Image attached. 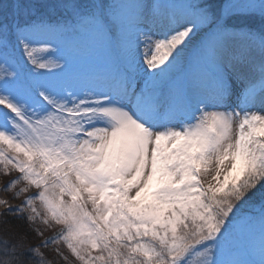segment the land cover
<instances>
[{"label": "snow or ice", "instance_id": "1", "mask_svg": "<svg viewBox=\"0 0 264 264\" xmlns=\"http://www.w3.org/2000/svg\"><path fill=\"white\" fill-rule=\"evenodd\" d=\"M0 173V264H264V0H0Z\"/></svg>", "mask_w": 264, "mask_h": 264}, {"label": "rangeland", "instance_id": "2", "mask_svg": "<svg viewBox=\"0 0 264 264\" xmlns=\"http://www.w3.org/2000/svg\"><path fill=\"white\" fill-rule=\"evenodd\" d=\"M4 1H6V3H8V4H11V3L14 2V0H4ZM24 1H27V0H24ZM177 2H178V0H177ZM14 175H16V174L13 173L12 176H14ZM12 176H5L2 173H0V192L4 193L6 195V200H8V203L9 204H13L14 205V204H18L19 203V200L12 199V193L11 192L4 191V185H5V183L8 180H10L12 178ZM2 209H3V206H0V210H2ZM56 230H57L56 227H53L51 229H48L47 231H45V236L52 235ZM39 239H43V237H41ZM38 242H39V240L36 239V238H34V236H33V243H38ZM65 252H66V250H65ZM53 254H54V252H51V251L48 252V255L49 256H52ZM66 254H67V252H66Z\"/></svg>", "mask_w": 264, "mask_h": 264}, {"label": "trees", "instance_id": "3", "mask_svg": "<svg viewBox=\"0 0 264 264\" xmlns=\"http://www.w3.org/2000/svg\"><path fill=\"white\" fill-rule=\"evenodd\" d=\"M4 2L6 3V1H4ZM22 2H25V1L22 0ZM28 242L29 243H33V236L32 235H30ZM53 257H54V254L52 256H49L50 259L53 258ZM59 264H63V263L62 262H59Z\"/></svg>", "mask_w": 264, "mask_h": 264}, {"label": "bare ground", "instance_id": "4", "mask_svg": "<svg viewBox=\"0 0 264 264\" xmlns=\"http://www.w3.org/2000/svg\"><path fill=\"white\" fill-rule=\"evenodd\" d=\"M0 199H6V195L2 192H0Z\"/></svg>", "mask_w": 264, "mask_h": 264}]
</instances>
